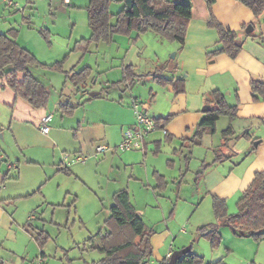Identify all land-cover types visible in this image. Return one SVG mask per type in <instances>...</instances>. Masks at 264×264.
Segmentation results:
<instances>
[{"label":"crops","instance_id":"obj_1","mask_svg":"<svg viewBox=\"0 0 264 264\" xmlns=\"http://www.w3.org/2000/svg\"><path fill=\"white\" fill-rule=\"evenodd\" d=\"M112 1H117V4L114 5L118 8V11L112 12L113 2H111L110 11L113 14L126 6V0ZM185 1L192 3L191 0ZM72 2V0H69L65 3L68 5L76 4ZM196 2L197 0L192 3L193 17L188 23L183 47H180L178 42L174 46H171L173 44H166L165 40L156 33L133 31L129 35L116 34L110 42L94 43L87 51H70L74 40L89 38L91 29L89 27L76 36L73 32V36L67 45L69 52L64 55L66 58L63 61L62 70L56 71L38 67L36 68L38 73L34 71L35 75L44 83L49 94V101L45 107H33L26 99L18 96L8 85L7 74L0 76V141L3 142L5 138H8L10 142L11 140L15 142L17 147L23 151V149L27 150L33 144L30 139L33 130L44 137L51 138L54 148L58 151L55 155L59 156L54 176L68 175L74 177L93 191L97 199L104 201L105 198L99 195L101 192L91 187L89 182L86 181L87 179L83 177L82 174H85V172L82 173L81 169L85 170V168H77L76 165L71 164L66 171L62 170V151L70 147L73 148V153L93 154L97 144L117 145L122 140L124 131L136 122L135 105H138L140 109L153 118H165L168 115H173V118L164 128H157L146 137L144 150H109L106 153L111 152L112 155L106 157V153H104L102 161L95 165L99 169L101 164L108 161L111 164L109 168H116L117 170H120L123 166H131L133 174L131 178L137 180V183L143 180L141 176L144 175L147 178L150 176L154 180L155 173L163 175L165 182H168L176 175H180L185 169L184 164H182L184 155L185 160L189 161L191 159V154L188 155L192 150V146L189 148L188 145L190 143L189 138L194 134L195 128L206 110L205 95L211 89H218L224 94L229 105L238 108V115L233 120L226 115L220 117L215 133L209 132L204 136L203 143L207 145V148L215 151L216 148L221 146L223 141L222 131L229 125L233 126L235 133L247 131V135L251 136L252 133V137L261 139L258 146L251 151L252 160L245 166L240 168V164L223 161L215 163L207 169L199 180L198 187L191 189L193 201L190 202V209L192 213L185 222H191L198 213V207L201 203L207 199L212 201V195L226 199L229 212L231 210L229 205L231 202L233 205V199L238 196L240 198L252 182L255 173L264 171V98L255 100L252 97L251 89L253 81L264 82V26L262 23L256 22L251 9L238 0H216L212 7V13L220 23L228 29L237 31H241L244 25L255 23L254 31L257 30L261 38L243 35L242 50L235 58L226 53L208 57L207 52L219 44V33L216 28L209 25L210 11L206 1ZM77 6L79 5L77 4ZM12 8L6 5L5 0H0V29L4 32L13 28L12 25L8 24L11 18L8 14L12 13L9 9ZM112 21H115V18H112ZM149 41L157 43L153 59L152 55L146 53ZM24 46L30 49L26 43ZM30 50L39 58L32 49ZM171 50H174L175 54L170 58L167 57V52ZM58 58L57 61L61 60L60 56ZM48 60L39 61L51 64ZM165 63H169V67L163 75L166 78L181 80L179 86H184V91L176 93L173 85L162 84L154 77L150 78V76H148L149 78L146 77L148 80L145 81V85L136 86L134 84L131 88H125L124 85L112 86L113 83L122 80L125 66H133L136 74L143 76L150 74L156 67ZM174 67L175 69H173ZM73 70H87L88 77L81 85L75 86L66 77V73ZM44 75L46 77L42 78ZM83 86L85 87L82 88ZM91 92H99V95L91 97ZM67 104L74 107L71 113H66L63 108H60L61 105ZM51 108L57 110L58 113H54ZM46 114H52L48 134L43 133L40 128L41 120ZM258 131L263 133L257 135ZM219 134L221 138L217 141ZM1 144L0 156L2 158H0V163L6 157L9 158L7 151L4 150V146L2 144V147ZM236 144L234 142L232 148H235ZM116 152L124 154L119 159L115 155ZM162 153H168L171 157L167 159L166 165L170 171L169 175L161 171L155 164H152L154 170L150 173L146 162L150 164L153 159H157ZM214 159L215 156L210 162H213ZM144 163L146 170L140 173L139 169H142L143 166L139 168V165ZM12 166L13 164H9L8 168ZM18 171V177H21L20 168ZM135 171H138L140 175H137ZM8 178L10 176L8 177L0 168V193L3 192V197L0 199V217L3 216L2 209L5 210L4 207L2 208L4 200H7L6 203L8 204H12L19 199H30L39 194L47 198V193L44 187L41 186L42 184L26 193H16L10 188L7 190L6 187L8 186L5 184ZM120 182L121 180H119ZM157 183H162V181L157 180ZM122 188L128 187H120L119 189ZM5 189L7 195H5ZM119 189H115L114 192ZM181 191H184V189ZM155 193L159 192L155 191ZM196 193H198V196H196ZM196 197L198 198L196 199ZM78 198L79 195L77 194L74 201L77 202ZM200 198L201 201H199ZM111 205L107 208L106 203L99 206L97 200L94 207L95 212L92 216L93 221H84L92 235L100 231L106 232V221L111 215ZM168 210H162L163 217H165ZM174 210L175 208L171 211V217L175 214ZM234 211L232 209L230 212ZM143 212L146 215L145 210ZM139 214L143 217V214ZM214 220L212 201L210 211L208 210L205 215L202 214L200 218L195 220V223H190V225L188 223L189 228L186 225L180 228L179 232L182 235L174 234L171 225L167 224L163 228L160 223H157L153 227L155 232L151 238L153 255L148 259L152 264H160L162 260L166 259L170 250L174 251V244L179 242L180 249L191 245L195 249V253L202 255L205 259L203 264L219 259H224L227 264H264V260H262L264 256L262 241L256 242L249 237H238L233 234L230 227L222 225L219 229L222 235L221 245L213 249L206 238L198 236L196 230H193V228L197 229L199 226ZM17 224L19 225V223ZM24 226L26 227V225ZM11 252L16 254L15 251ZM6 258H0V262L19 263L15 255ZM24 260H26L25 257H23Z\"/></svg>","mask_w":264,"mask_h":264},{"label":"rangeland","instance_id":"obj_2","mask_svg":"<svg viewBox=\"0 0 264 264\" xmlns=\"http://www.w3.org/2000/svg\"><path fill=\"white\" fill-rule=\"evenodd\" d=\"M14 1L16 5L12 6V9H9L12 13L8 14L11 17L8 24L20 30V43L23 45L26 43L38 55L39 60L49 59L48 61L51 64L56 62L59 56L61 60H65L66 56L64 55L66 52H69L67 45L73 36V32L76 36L89 28L86 5L89 0H72V3H76L75 5H68L64 0ZM195 1L191 0L192 3H195ZM112 2V12L118 11V8L114 5L117 4V1ZM198 2L200 0H197L196 3ZM149 32L155 33L153 31ZM253 36L261 38L257 30L254 31ZM164 40L166 44H173L171 46L177 44V42L172 43L166 39ZM77 41L74 40L70 51L75 50L74 47ZM156 47V42L149 41L146 53L147 55H152V59L154 58L153 55H155L154 50ZM167 53V57L171 58L174 56L175 51L171 50ZM34 71L37 72V69H34ZM148 76L150 75H143L136 79L135 82L133 81L131 85L129 83L128 88L133 87L134 84L136 86L145 85V81L149 78ZM45 77V75L42 76V78ZM146 99L148 100V98ZM52 111L58 113L55 109ZM244 133L248 132L235 133L229 144L232 156L224 160V162L228 161L233 164H240L239 167L241 168V166H245L252 160L251 151L257 147L255 143L260 141L261 138L252 137V133L250 134L251 136ZM261 133L263 132L258 131L257 135H261ZM220 136L219 134L217 141L221 138ZM30 139L33 141L32 146L27 148V150L23 149V151L17 147L15 142L12 140L10 142L8 138H5L3 142L0 141V144L2 143L4 147L2 144L1 146L7 151L9 156V158L6 157L4 161H1L0 168L8 177L10 176L5 184L8 186L6 187L7 190L10 188L16 191V193H26L31 192L42 184L41 186L44 187L47 193V198L39 194L30 199H19L12 204L6 203L7 200L3 201L2 208L4 207L5 210L2 209L3 216L0 217V258L5 259L6 257L15 255L16 260L19 261L16 264H32L42 250L45 252L47 264H90L92 261L100 259L104 256V253L94 246L100 243L99 239H96L94 242L90 240L91 237L95 238L96 234L92 235L89 232L84 221H93L92 216L95 212L94 207L97 200L99 201V206L106 203V208L112 204V194L115 189H119L120 187H128L127 189L131 194L133 204L136 206L138 212L143 214L149 228H153L157 223H160L163 228L168 224L171 225L170 227L174 234L182 235L179 232L181 227L186 225L189 228L188 223L189 225L190 223H195L197 218H200L202 214L205 215L208 210L212 209L211 199L204 200L200 207H198L199 211L193 220L185 222L192 213L190 209V202L193 201L191 189L198 187L199 180L204 173L215 164L214 162H210L215 156V152L211 149L209 150L203 141V144L194 146L188 143L189 148L192 146L191 152L188 153V155L191 154V159L189 161L185 160L184 155V162L182 164H184L185 169L180 175L171 178L160 188L158 187L156 176L154 180L150 176L148 178L145 175L141 176L143 180L137 183V180L131 178L133 177L131 176L133 175L131 166H123L120 168V171L116 168L110 169L109 166L111 164L106 161L97 169L95 165L102 161L103 154L93 156L92 153H85L89 156L86 163H72V165H76L77 168H85V170L81 169L82 173L85 172V174H82L83 177L87 179L86 181L89 182L91 187L96 188L102 193H99V195L105 198L103 201L97 199L93 191L74 177H69L68 175L54 176L59 156L55 155L58 151L54 148L51 138L44 137L33 130ZM234 142L237 144L235 148H232ZM185 147L189 149L187 146ZM72 151L73 148H67V150L61 152V157L64 154L71 156L73 154ZM122 154L124 153H115L119 159ZM111 155V152L106 153V157H110ZM169 157L168 153L160 154L150 164L146 162L148 165L147 169L151 173L154 170L152 164H155L161 171L169 175L170 171L166 166ZM9 164H13L12 169L8 168ZM204 165L208 166L201 175L199 172ZM139 166V168L143 166L142 169H139L140 173L145 172V163ZM19 168L21 177H18ZM135 173L140 175L138 171H135ZM119 180H121L120 183ZM182 189L184 191H181ZM7 190L5 189V195H7ZM155 191L159 193H155ZM179 192L181 193L179 194ZM77 194L79 198L76 202L74 198H76ZM196 196H198V193H196ZM1 197H3V192L0 193V199ZM238 198L239 196L233 199V205L232 202L229 205L231 209L229 212L232 209L233 211L235 209L234 212L237 211ZM208 200H210L209 203ZM199 201H201V198ZM173 208H175V214L173 215L174 217H171ZM163 209H169L166 211L165 217L162 216ZM144 210L146 215H144ZM32 216H34L33 219ZM214 221H216V217ZM42 230L46 231L49 237L41 248L36 238ZM108 230L109 227L106 224V232ZM193 230L195 231L196 229L193 228ZM261 241L264 246V240ZM180 247L179 242H176L173 250H178ZM11 251H15L16 254ZM23 257L26 260L23 261ZM262 260H264V256Z\"/></svg>","mask_w":264,"mask_h":264},{"label":"trees","instance_id":"obj_3","mask_svg":"<svg viewBox=\"0 0 264 264\" xmlns=\"http://www.w3.org/2000/svg\"><path fill=\"white\" fill-rule=\"evenodd\" d=\"M210 11L209 25L216 28L219 33V44L207 52L208 57H213L226 53L235 58L239 55L243 47V35L253 36V32H246L247 25L241 31L226 28L220 23L212 13V7L216 0H205ZM243 5L250 8L254 14L256 22L264 26V0H238ZM112 0H89L87 5L88 21L91 29L89 38L77 41L74 49L87 51L94 43L110 42L114 35H129L133 31L146 33L153 31L160 37L178 42L183 47L186 39L188 23L193 17V5L185 0H132V8L127 5L113 14L110 11ZM115 18V21H112ZM255 26V23H252ZM19 30L10 28L4 32L0 29V76L7 74V83L14 92L26 99L33 107L42 108L48 104L49 94L44 83L35 75L34 69L38 67L62 70L64 60H59L53 64L41 63L36 55L18 41ZM169 67V63L162 64L151 72L162 84H171L176 93L184 91V86H179L181 80L166 78L163 74ZM175 69V67L173 68ZM159 75V77H158ZM66 77L75 85H81L88 77L87 70L70 71ZM141 75L136 74L135 68L131 65L123 68V78L121 81L113 83L112 86L128 85ZM83 86L82 88H84ZM252 97L255 100L264 98V82L253 81L251 83ZM107 91V90H106ZM104 92V91H103ZM206 110L203 117L197 124L194 134L189 138L193 145L202 143L207 133H215L216 125L221 116L226 115L231 120L238 115V108L227 103L224 94L218 89H211L205 95ZM66 113H71L74 107L61 105ZM173 118H154L157 128H164ZM248 134V133H244ZM166 135L168 136L167 132ZM235 135L232 125L227 126L222 131V144L215 149L214 163L223 162L232 156L229 142ZM208 165H204L199 172L201 175ZM66 171L68 167H61ZM155 176L162 183L158 187L166 184L163 175L155 173ZM199 179V178H198ZM213 211L216 221H212L199 226L196 229L198 236L206 238L213 249L218 248L222 242L220 226H228L234 235L238 237H250L255 241L264 240V171H257L252 182L237 200V211L228 212L227 201L217 195H212ZM111 215L106 224L108 232L100 231L91 237V241L99 239V244L94 245L104 256L99 260H94L90 264H142L146 259L152 257L153 246L151 243L153 228H149L145 219L138 213L127 188H122L112 195ZM48 233L42 230L37 242L42 248L48 240ZM41 256L46 257L41 251ZM205 259L191 248L190 252L183 255L177 264H203ZM2 264V262H0ZM160 264H170L166 258ZM208 264H227L224 259H219Z\"/></svg>","mask_w":264,"mask_h":264},{"label":"built area","instance_id":"obj_4","mask_svg":"<svg viewBox=\"0 0 264 264\" xmlns=\"http://www.w3.org/2000/svg\"><path fill=\"white\" fill-rule=\"evenodd\" d=\"M68 2L69 0H64ZM6 5L8 7H12L16 5L14 0H5ZM135 116L136 122L133 126L127 128L124 131L122 140L114 146H110L108 144H97L95 147V151L92 154L93 156H98L100 154H104L109 150H144L145 148V139L146 137L154 130H156V122L155 119L144 112L139 108L138 105H135ZM52 119V114H46L43 116L41 120V131L45 134H48L50 131L49 122ZM0 158H2L0 156ZM89 159V156L85 153H73L71 156L64 154L62 156L61 166L68 167L72 163H85ZM173 251L170 250L167 253L166 258L170 260L172 257ZM2 264H12L10 262H3ZM32 264H47L46 260L43 256L39 255ZM142 264H152L149 259H146Z\"/></svg>","mask_w":264,"mask_h":264},{"label":"water","instance_id":"obj_5","mask_svg":"<svg viewBox=\"0 0 264 264\" xmlns=\"http://www.w3.org/2000/svg\"><path fill=\"white\" fill-rule=\"evenodd\" d=\"M126 5L128 8H132V0H126ZM254 30V26L253 24H248V26L246 27V32L250 33ZM99 95V92H91L90 93V96L91 97H94V96H97ZM260 141H257L255 143V146H258V143ZM192 246L191 245H188V246H185L184 248H181V249H178V250H174L173 251V254H172V257L170 258L169 260V263L170 264H177L178 260L185 254H187L188 252H190Z\"/></svg>","mask_w":264,"mask_h":264}]
</instances>
